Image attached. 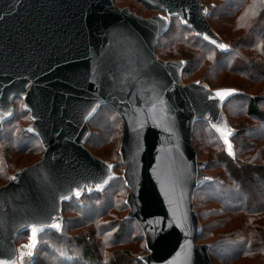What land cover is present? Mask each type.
I'll return each mask as SVG.
<instances>
[{"label":"water","instance_id":"95a60500","mask_svg":"<svg viewBox=\"0 0 264 264\" xmlns=\"http://www.w3.org/2000/svg\"><path fill=\"white\" fill-rule=\"evenodd\" d=\"M139 1L157 14L143 18L113 0H0V129L20 99L31 120L25 129L43 149L40 161L0 186V259L8 264H19L18 235L32 226L60 231L63 203L117 179L115 164L85 144L89 121L105 105L121 121L126 219L136 222L146 247L139 260L212 264L211 244L196 242L202 228L193 204L211 178L191 137L194 124L204 122L227 154L216 129L230 133L233 153L234 130L222 108L238 91L198 79L182 83L186 61H163L155 49L172 19L220 53L229 45L208 24L201 0ZM226 90L232 94L224 100L215 96Z\"/></svg>","mask_w":264,"mask_h":264},{"label":"trees","instance_id":"16d2710c","mask_svg":"<svg viewBox=\"0 0 264 264\" xmlns=\"http://www.w3.org/2000/svg\"><path fill=\"white\" fill-rule=\"evenodd\" d=\"M201 3L207 10L208 24L229 50L218 52L195 38L178 19H172L155 49L164 61H186L183 82L198 79L210 89L231 87L238 91L222 108L234 130L232 155L204 122L193 126L191 140L196 155L206 163L203 170L211 178L193 196L202 228L196 242L211 244L212 264H264V0ZM13 115L0 129L2 183L18 169L20 157L31 155L33 164L40 161L43 152L38 139L25 129L30 117L21 127L13 125ZM88 126V150L97 158H119L122 129L115 110L99 107ZM118 167L123 168L120 158L114 169ZM123 186L118 176L102 191H84L63 203L60 231L39 232L29 264H143L139 257L146 253V247L136 222L113 214L128 212L121 201L128 191ZM26 234L18 235L15 242Z\"/></svg>","mask_w":264,"mask_h":264},{"label":"rangeland","instance_id":"374dc122","mask_svg":"<svg viewBox=\"0 0 264 264\" xmlns=\"http://www.w3.org/2000/svg\"><path fill=\"white\" fill-rule=\"evenodd\" d=\"M113 1H114V4L118 8L123 9V7H126L131 12L135 13L136 15L138 14L139 16H142L143 18H150L153 15H156L157 14V12H155V11H149V10H146L145 8H143V6L139 2H137L136 0H113ZM193 81H197V80H193ZM193 81H191V82H193ZM181 82L182 83H185V84L186 83H190V82H186V81L183 82L182 79H181ZM13 102H14L13 103L14 104V112H13L14 115H13V117H15V120L13 122V125L15 124L16 126L19 125L21 127H24V126H26L29 123V117L26 116V115H24V116L22 115V112H21V110H22L21 109L22 108V102H21L20 99H15ZM16 119H18V121H16ZM216 138H217V136H216ZM191 139H192V137H191ZM192 145H193V141H192ZM86 147H87V145H86ZM193 147H194V145H193ZM194 149H195V147H194ZM89 150H91V149H89ZM19 159H20L19 160V165L17 167L18 169L25 168V166L32 165V164H30V162L34 160V158L31 155L30 156H25V157H20ZM104 160H106V159H104ZM106 161H108L110 163H114L116 165L119 164V158H117V157H112V161H110V160H106ZM201 161H203V160H201ZM114 172H116V174L118 176H121L122 175V168L118 167V168L115 169ZM4 184L5 183H2L0 181V186L1 185H4ZM122 195L123 196L121 198V201H122V204H125V202H126L125 201V197H126L127 194L125 192ZM114 213L117 216H119L120 218H125L126 219V217H127L126 213H128V212L125 211V212H122L121 213V212L114 211L113 214ZM39 232H40L39 230H36V236H35V239L33 240L31 238L32 237V231H31V229H29L27 231V234L26 235H24L17 242H15V247H17V254H18V262H19V264H29L30 263V259H31V257H33V255L35 253L36 246L38 245L39 239L41 237L39 235ZM197 243L198 244H201V243H204V242H197ZM32 244H34L35 247H28V245H32ZM29 253H31V255H29ZM139 253H142V252L139 251ZM144 253L142 255H144ZM245 263L251 264V262H235V263H231V264H245ZM216 264H219V263L216 262Z\"/></svg>","mask_w":264,"mask_h":264},{"label":"snow or ice","instance_id":"6c2138e0","mask_svg":"<svg viewBox=\"0 0 264 264\" xmlns=\"http://www.w3.org/2000/svg\"><path fill=\"white\" fill-rule=\"evenodd\" d=\"M204 39L205 40H208L210 43L217 44V42L215 40H212L207 34L204 35ZM217 46L220 49H224L226 47L224 44H217ZM181 63H183V61H181ZM231 94H232V90L217 91L215 93V96L222 101V100H224V98L226 96H229ZM29 131H31V129ZM216 131L221 133V135L224 138V143H225V145H227V149H228L229 155H232L233 154L232 153V145H231V143L229 142V140L227 138L228 135H230V133H224L219 128H217ZM76 195H79V191L78 190L76 191ZM62 198H64V197H62ZM52 227H54L56 229H60L61 226L59 224H54V225H52ZM31 231H32V237L31 238L34 240L35 239V236H36V228H35V226H32L31 227ZM28 247H35V245L34 244L28 245ZM29 255H31V253H29ZM0 264H8V262L5 261V260H3V259H0Z\"/></svg>","mask_w":264,"mask_h":264}]
</instances>
